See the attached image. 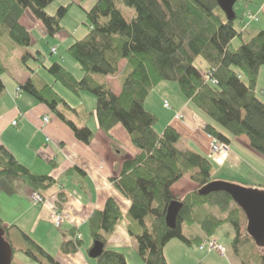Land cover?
<instances>
[{"label": "trees", "instance_id": "trees-1", "mask_svg": "<svg viewBox=\"0 0 264 264\" xmlns=\"http://www.w3.org/2000/svg\"><path fill=\"white\" fill-rule=\"evenodd\" d=\"M53 1L0 0V38H8L20 47L32 46L31 33L21 21L28 10L42 23L48 35L55 37L70 4L59 6L55 14H50L46 8ZM122 1L134 10L130 20L116 8L113 0H95L90 9L84 10L87 32L65 49L79 65L80 76L68 71L60 62L39 64L54 83L59 82L72 93H92L96 98L93 111H87L82 118L78 107L68 104L52 84L38 75L19 84L23 92L46 105L63 121L79 141L89 144L93 132L87 122L79 126L68 118V111L85 121L95 116L99 129L109 137V131L121 125L138 150L134 157L123 162L119 177L112 179L114 187L130 206L124 213L115 198H107L103 209L95 210L88 220L92 242L99 240L105 245L124 220L145 264H170L164 253L167 243L178 238L191 244L192 240L182 233V223L193 222L196 207L211 203L227 211V216L207 215L202 223L204 232L212 236L219 227L230 224L236 256L246 261L248 253L242 251L240 255L241 249L235 245L241 244L240 208L225 192L197 193L198 188L216 179L214 164L191 148L179 149L176 145L182 136L173 126L167 125L158 131V117L145 108V100L159 83L175 82L184 99L206 121V133L225 143L232 137L244 135L249 147L264 158V102L256 91L259 69L264 65V29L244 39L242 35L251 24L242 21L243 16L240 19L235 11L234 17L227 19L217 0ZM236 19L241 21L238 26ZM237 38L241 43L234 47L233 41ZM36 53L38 57L27 51L21 58V65L29 72L32 69L26 64L28 56L41 62L42 54ZM198 58L203 60V68L196 64ZM121 60H125L126 75L121 80L120 93L115 94L104 78L118 73ZM6 71L0 59V91L5 88L1 75ZM187 173L198 186L179 199L172 186ZM1 176L10 182L20 180L39 194L55 183L50 176L31 173L2 145ZM256 186L264 189V185ZM173 199L182 201L183 207L176 226L170 228L165 214ZM0 225L12 248L11 264H17L13 257L16 250L8 237L14 226H4L1 219ZM224 234L231 233L225 231ZM21 236L31 246L20 251L31 261L62 264L26 234L21 233ZM204 240L199 235L194 239L198 247ZM78 245L79 242L67 241L62 247L66 252H74ZM251 258L256 260L248 261L249 264H264V249ZM96 260L97 264H129L124 253L113 249H104Z\"/></svg>", "mask_w": 264, "mask_h": 264}, {"label": "crops", "instance_id": "crops-1", "mask_svg": "<svg viewBox=\"0 0 264 264\" xmlns=\"http://www.w3.org/2000/svg\"><path fill=\"white\" fill-rule=\"evenodd\" d=\"M242 3L243 9L238 17L241 19L245 13L252 12L256 14L257 18L251 23L250 28L246 30L247 32L242 35L246 39L254 32L264 29V0H244ZM234 11L236 12L235 5ZM29 14L26 11L22 19L29 15L28 20L38 25L37 20L31 13ZM240 19H238V24L241 23ZM64 41L66 40L63 39L62 42ZM70 42L72 41L68 40L67 44ZM6 45L11 44L6 38L1 37L0 59L7 70L8 67L3 60L4 56H10L9 53L4 52ZM124 68L125 60H121L118 63V73L104 78L115 94H119L121 91V81L118 78L124 73ZM20 73L21 79H17L16 76H4L6 73L1 75L5 88L0 91V146L5 147L31 173L50 176L55 183L48 189L41 191L43 203L34 204L31 201V194L34 192L22 181H9V185L3 182L0 191H4L10 196L25 199L27 207L24 211L16 213L12 219H6L0 213L2 218L0 219L4 226H14L12 228H15L18 233L26 234L48 253L53 254L54 258L62 264H97L96 259L90 258L92 261H89L88 255L81 249L84 243V234L92 240L88 220L95 210L103 209L109 197L115 198L122 211L126 212L130 203L114 187L112 179L119 177L123 162L134 157L138 150L131 144L128 133L121 125H115L109 131L111 134L109 137L99 129L95 116L92 115L86 121L82 119L84 113L95 109L93 101L89 109L82 101L77 103L74 98H69L68 92H64L66 95L62 94V96L66 102L72 107H78L83 115L82 118H79L75 113L65 112L66 116L74 120L79 126L87 122V126L93 132L89 144L79 141L63 121L53 117L54 113L50 112L46 105L38 103L23 91L19 95H15L16 88L19 87L20 83L39 72H35L34 69L29 72L27 69L21 68ZM41 78L55 88L56 84L49 76L44 74ZM179 93L174 95L175 101L172 105L169 104V108L163 105L167 99L162 101L161 107L167 110L164 115L156 111L154 106H147L150 94L145 100V108L154 113L158 117V121L162 118L164 127L161 130L167 125H171L181 134V141L176 145L179 149L191 148L205 156L209 149V139L206 132L200 128L199 122L206 123V121L195 112L191 103ZM150 100L153 101V99ZM154 101L152 105H154ZM178 113L182 114L181 119L176 118ZM45 116H48L50 121L44 126L42 122ZM13 121H16L15 125L12 124ZM41 126L44 127L41 128ZM235 138L246 147L247 153L242 151L241 154L250 158L254 151L249 147L247 137L243 135ZM229 145H231V141ZM234 154L236 153L230 150V156L224 164L232 156L235 157ZM236 156L242 160L243 156L237 154ZM224 164L218 165L217 168L221 169ZM258 176L261 177V183H250L253 185L248 186L264 185V173L258 174ZM54 209L62 212V226L56 228L60 232L54 235L50 231L43 233L40 227L52 225L50 217ZM77 232L81 235L78 249L74 252L64 251L63 244L67 241L73 242V237ZM198 235L202 236L201 234ZM132 240L126 230V223L122 220L108 237L104 248L124 253L129 264H145L140 257L137 258L138 256L136 257L134 254ZM91 245L85 249L87 253ZM50 246L54 248L55 252L50 251ZM129 247L132 249V253L128 255L124 250H128ZM205 248L200 250L204 251ZM204 264L221 263L212 260L206 261Z\"/></svg>", "mask_w": 264, "mask_h": 264}, {"label": "rangeland", "instance_id": "rangeland-1", "mask_svg": "<svg viewBox=\"0 0 264 264\" xmlns=\"http://www.w3.org/2000/svg\"><path fill=\"white\" fill-rule=\"evenodd\" d=\"M113 1L116 8L121 11L123 16L127 20H130L134 14L133 8L125 5L122 0H113ZM243 1L244 0H238L235 4V10L238 15H240L241 10L243 9V3H242ZM94 2L95 0H54L50 5H48L46 11L50 14H55L59 6L70 4L67 14L63 17V19H61L60 22L61 29L57 32L56 38L48 35L46 29L44 28L42 23H40V21H36L38 22L37 23L38 25L34 24L33 22H30L28 18L30 15L29 13H31V11L28 10L27 13L29 15L27 17H24L21 21L30 31L33 39V45L30 46L29 48L20 47L14 44L8 38H6L9 44L11 45L9 46L6 45V47L4 48V52L6 54L9 53L10 55V56H4L3 58L6 66L8 67L7 71L5 72L6 74L3 73L4 76H13V77L16 76L17 79H21L20 70L21 68H24L21 66V58L24 54H26L27 51L37 57L39 55L36 53V51H39L42 54L41 62L38 60H34L29 56L27 57L26 60L27 66L31 69H34L35 72L37 73L39 72L37 75L40 77L43 76L44 74L46 76L49 75L42 67H39V64L43 63L44 65H49L53 62H60L68 71L74 73L77 76H80L81 71L79 70V65L66 53L65 49L69 45L67 44L68 40L73 41L74 39H79L86 34L87 28L84 25L86 22L84 10L90 9ZM242 21H245L246 24L249 25L255 20L253 17L250 18L245 14L243 15ZM235 25L238 26V19L235 20ZM63 39L66 41L62 42ZM240 43L241 40L237 38L236 40L233 41V46L236 47ZM54 47L57 50L55 53H52L51 49ZM196 64L200 68H203L205 66L203 60L200 58L196 60ZM24 70L26 69L24 68ZM125 75H126L125 72L122 73L121 76L118 78V80L121 81L125 77ZM55 84H56L55 89L61 96L62 94L66 95L64 92H68L67 94H70L68 95L69 98H74L77 103L78 102L81 103L82 101L85 104V106L89 109L92 106V101L94 105L96 104L95 96L88 91H81L80 95H76L71 91H69L68 89H66L65 87H63V85L60 84L59 82H55ZM256 91L259 99H261L264 102V94H260L261 91L264 92V65H262L259 69L258 77L256 80ZM177 92H180L177 83L170 81L161 82L158 85H156V87L153 89V91L150 94V99H153V101L155 100L154 105H152L153 101L151 102V100L149 99L147 102V106L148 105L154 106L156 111L161 112L162 115H164L165 113H167V110L161 107L162 101L164 99H167V102L170 105H172L173 101H175L174 95ZM53 117L56 118L54 114ZM42 123L44 126L48 124V122L45 124L44 122ZM44 126H41V128H43ZM156 127L158 128V130H161L162 127H164V121H162V118L159 121H157ZM230 150L234 151L238 156H243L246 158L242 157V160H239V158H236L237 157L236 154H234L235 157L232 156V158H230L224 164V162L230 156ZM242 151L247 153L246 147H244L242 143L238 141L237 138L232 137L231 145H229V149L227 150L226 156L221 157L220 154H216L215 157H213L211 155L212 151H210V140H209V149L205 156L208 159H210V161L214 164L213 175L217 180L228 181L246 187H251L248 186V184L250 183H261V177H259L258 174L264 173V158L255 152L252 153L249 158V156L242 155L241 154ZM214 158L216 159L217 163L213 162ZM221 164H224V166L221 169L217 168V166L218 165L220 166ZM190 176L191 175L187 173L184 177H182L180 180L174 183L175 185L174 187H172L173 192L178 195L179 199H181L187 193L195 190L198 186L194 181H192ZM3 182L9 185V181L5 177L1 176L0 188L3 186ZM31 201L33 202L32 198ZM26 207H27V203L25 199H20L15 196H10L4 191L2 192L0 191V213L6 219H12L13 217H15L16 213L20 211H24ZM207 215H214L218 218H225L227 216V211H223L218 206L211 203H207L201 207H196V210L193 213L194 216L193 222H191L190 224H187L186 222L182 223V233L187 238L192 240L191 244H187L178 238H174L171 239L165 246L167 261L170 264H204L206 261H212V260L219 261L221 264H242L241 262H247V264H249L248 261L251 262V260L252 261L256 260V258H251V257L252 256L254 257L256 253L258 254L263 249L256 247L253 240L246 234L245 228L247 221L242 211L240 212L241 244L237 242L235 245L238 247L239 250L241 249L240 255L243 254L242 251L248 253L247 254L248 260L243 255L246 261L242 259L240 261L239 258L236 256L235 253L236 250L234 248V245L231 244L233 233L230 224H224L223 226L219 227L217 230H215L212 236L206 235V233L203 230L204 228H202V223ZM50 222L52 224L51 217H50ZM40 229L41 231H43V233L46 231H50L53 233L52 235L60 232L59 229H56V227H54L53 224L41 226ZM225 231H229L231 234L226 236L224 234ZM197 234H201L204 239H207L208 237H213L217 243L219 242H220L219 244L222 243L225 247L224 254L221 251H217V249L216 250L209 249L208 244L206 245L204 251L200 250L198 244L194 241ZM8 237L11 240L14 249L16 250L14 252L13 257L14 260L17 262V264H39L34 261H31L28 258V256H26L24 253L20 251L23 248L25 249L30 248L29 246L31 245L28 240L22 238L21 234L18 233L15 230V228L9 230ZM5 239L7 240L6 235H5ZM132 242H133V252L136 255V257L138 256L137 258H139V255L137 253L136 242L134 240H132ZM91 243L92 240H90V238L86 234H84V243L82 244L81 249L86 255H87V251L85 249H87V247H89ZM53 249L54 248L50 246L51 252L54 251ZM77 249L78 248H76V250ZM124 251H126L128 255L132 253V249L130 247L128 248V250H124ZM88 260L92 261V259L90 258H88ZM43 264H48V263L45 261Z\"/></svg>", "mask_w": 264, "mask_h": 264}, {"label": "water", "instance_id": "water-1", "mask_svg": "<svg viewBox=\"0 0 264 264\" xmlns=\"http://www.w3.org/2000/svg\"><path fill=\"white\" fill-rule=\"evenodd\" d=\"M238 0H217L219 8L227 19L234 17V5ZM214 192H225L240 208L246 218V233L259 248H264V189L246 187L236 183L211 180L201 186L197 193L207 195ZM183 207V202L173 199L166 208L165 222L170 228L176 226L177 216ZM6 231L0 225V264H11L12 248L5 239ZM104 251V243L94 240L88 249V257L97 259Z\"/></svg>", "mask_w": 264, "mask_h": 264}, {"label": "built area", "instance_id": "built-area-1", "mask_svg": "<svg viewBox=\"0 0 264 264\" xmlns=\"http://www.w3.org/2000/svg\"><path fill=\"white\" fill-rule=\"evenodd\" d=\"M248 17L250 18H254V20H256V16L252 13H247L246 14ZM52 51L54 52L55 49L52 48ZM17 92H19V89H17ZM164 106L165 107H168V103L167 102H164ZM177 118H181L182 115L180 113H178L176 115ZM43 122L44 124L48 122V118L47 117H44L43 118ZM13 125L16 124V121H13L12 122ZM201 126H203L202 123H199ZM208 139L210 140V151H212V156L215 157L216 154H220L221 157H225L226 156V153H227V150L229 149V145L223 141H220L219 139H217L216 137H214L213 135L211 134H208ZM214 160H216L214 158ZM32 200H33V203H36V204H42L43 203V198L41 197V195L37 194V193H34L32 194L31 196ZM51 221H52V224L56 227V228H60L61 225H62V222H63V216H62V212L60 210H57V209H54L52 214H51ZM81 236L79 233H77L74 237V240L77 241V240H80ZM209 245V249H217V251H221V252H224V248L223 246H221L220 244H218L215 240L211 239V240H208L204 243V245ZM202 247V246H201Z\"/></svg>", "mask_w": 264, "mask_h": 264}]
</instances>
